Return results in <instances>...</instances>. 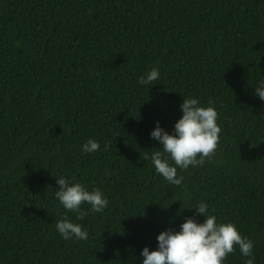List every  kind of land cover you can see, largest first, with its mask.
Masks as SVG:
<instances>
[{
	"label": "trees",
	"instance_id": "1",
	"mask_svg": "<svg viewBox=\"0 0 264 264\" xmlns=\"http://www.w3.org/2000/svg\"><path fill=\"white\" fill-rule=\"evenodd\" d=\"M157 67L150 85L137 77ZM264 0H0V264H140L204 201L264 264ZM217 112L215 152L155 174L145 152L183 98ZM88 139L100 147L91 154ZM107 144V147H105ZM65 175L108 200L82 220L52 193ZM183 208V209H182ZM61 214L86 240L55 231ZM238 250L223 264H244Z\"/></svg>",
	"mask_w": 264,
	"mask_h": 264
},
{
	"label": "clouds",
	"instance_id": "2",
	"mask_svg": "<svg viewBox=\"0 0 264 264\" xmlns=\"http://www.w3.org/2000/svg\"><path fill=\"white\" fill-rule=\"evenodd\" d=\"M158 76V68L152 67L146 74L138 76L136 82L138 85H150ZM252 91L256 98L264 102V79H257ZM178 108L180 116L170 132H165L159 121L154 122L149 137L159 148L145 152L155 174L171 185H180L183 180L178 170L182 172L202 165L206 158L212 156L221 131L211 101L208 106H202L198 98L186 97ZM99 147L98 141L88 139L81 144L80 151L91 154ZM55 183L58 187L52 193L54 199L66 212L74 213L76 220H82L85 215L81 210L82 204L87 205L92 213H100L108 205L99 188L88 190L79 182H71L65 175L56 176ZM188 209H194L195 214L203 218L202 222L188 217L179 224L178 230L161 231L155 237L154 250L149 251L148 247L141 249L140 264H223L225 257L234 250L245 258L244 264H255L253 241L242 236L234 223L219 221L204 201ZM61 216L54 229L62 239L83 241L88 238L87 229L64 214Z\"/></svg>",
	"mask_w": 264,
	"mask_h": 264
}]
</instances>
